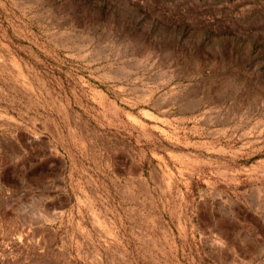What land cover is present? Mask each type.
I'll list each match as a JSON object with an SVG mask.
<instances>
[{"label": "rangeland", "instance_id": "1", "mask_svg": "<svg viewBox=\"0 0 264 264\" xmlns=\"http://www.w3.org/2000/svg\"><path fill=\"white\" fill-rule=\"evenodd\" d=\"M0 264H264V0H0Z\"/></svg>", "mask_w": 264, "mask_h": 264}]
</instances>
